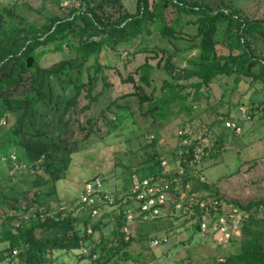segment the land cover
<instances>
[{
	"label": "trees",
	"instance_id": "16d2710c",
	"mask_svg": "<svg viewBox=\"0 0 264 264\" xmlns=\"http://www.w3.org/2000/svg\"><path fill=\"white\" fill-rule=\"evenodd\" d=\"M1 10L0 157L7 158L13 152L16 162L23 166L0 176V199H11L8 209L0 213V260L9 257L5 264H54L53 249L79 250L83 246L87 253L80 250L79 253L81 257L88 256L90 264L115 263L129 256L126 248L131 240H146L152 230L171 232L172 225L166 215L140 222L139 230L135 234L129 232L127 237L122 230L126 220L121 197L131 182V174L137 169L150 173L160 169V166L156 168L160 157L153 137L139 145L141 152L135 161L138 167L120 164L125 173L120 187L114 185L109 191L113 198L109 205H116L111 217L101 212L92 219L91 208L98 209L102 201L87 205L78 197L67 201L65 208L42 218L38 215L39 209L30 211L29 206L37 201L40 191L46 195L55 192L56 181L65 175L71 154L92 131L97 114L105 118L107 131L118 126V120L105 117L104 111L113 103L123 108L124 104L117 102L120 98L135 100L140 116L161 119L173 100L179 101L185 112H189L191 99L207 98L205 89L220 75L231 76L232 89L245 81L252 88L258 83L264 92V17L249 16L230 0H135L133 11H128L121 0H77L76 5H67L63 14L45 15L38 23L26 20L12 5L2 6ZM188 14L193 18L183 19V15ZM184 21L192 22L195 27L189 35L192 43L186 48H196L193 55L186 57L185 64L173 60L179 51L174 45L135 46L129 51L128 59L142 53V60L125 76H120L122 82L130 83V89L99 102L101 93L110 85L103 73L106 64L99 60L101 51L117 53L121 44L154 32L172 42L184 36L179 28ZM64 47L68 48L69 55L46 66L38 64L45 52L60 51ZM29 55L33 59L27 67L25 58ZM151 59H155L154 62ZM153 66L167 75L159 85L160 93L156 94L147 90ZM183 85L192 88L189 99L181 92ZM250 102L245 108L247 115L256 113L257 118L263 120L264 98L255 104ZM98 103L101 107L90 113ZM236 103L246 104L238 100ZM217 113L234 118L228 106ZM8 115L12 120L5 125ZM222 126L226 128L223 123ZM203 137L201 133L192 143ZM214 142L219 146L222 140L216 138ZM176 144L178 148V139ZM215 152L208 147L199 161L189 167L179 159L184 165V172L178 176L179 184L189 180L190 190H194L198 178L187 172L188 169L194 166L200 171L204 167L203 159ZM3 160L12 168L9 160ZM199 184L207 187L205 181ZM29 190L31 196L22 207L20 198L26 199L25 193ZM212 197L220 200L212 192L197 195L198 199ZM227 202L242 211L239 244L235 252L225 255L217 264H264V197L244 203ZM37 203L42 205L41 201ZM45 211L46 208L41 210ZM219 211L205 204L202 210L195 207L189 215L180 216L187 218L195 228L202 219L211 222Z\"/></svg>",
	"mask_w": 264,
	"mask_h": 264
},
{
	"label": "rangeland",
	"instance_id": "374dc122",
	"mask_svg": "<svg viewBox=\"0 0 264 264\" xmlns=\"http://www.w3.org/2000/svg\"><path fill=\"white\" fill-rule=\"evenodd\" d=\"M67 1L68 5L77 4V0ZM230 1L249 16L264 17V0ZM121 2L128 11L134 10L135 0H121ZM8 5H12L14 10L22 14L26 20L36 23L42 21L45 15L63 14L66 10V6H61L58 0H0V11H2V6ZM189 17L193 18V15H183V19ZM179 28L184 36L172 39V42L163 39L154 32L150 35H143L141 38L136 37L129 43L121 44L118 46L117 53L111 50L101 51L99 60L106 64L103 67V73L110 85L101 93L99 102H106L116 94L130 89V83L122 82L120 76H125L137 62L142 60V53H137L128 59L129 51L135 46L159 44L172 47L174 45L178 47L179 51L175 53L173 60L180 65L185 64L186 57L196 52V48H186L192 43L189 35L194 32L195 27L192 22L184 21ZM66 55H69L66 47L60 51H47L40 56L38 64L46 66ZM154 60L150 61L154 62ZM134 76L136 77V75ZM166 76L162 69L153 66L147 90L152 94L160 93L159 85L162 78ZM180 82L182 83V80ZM231 85V76H217L208 85L207 90L202 87L207 93V98L200 96L195 100L191 99L193 101L189 112H185L183 106L179 105V101L173 100L165 108L161 119L140 116L137 103L131 98L118 99V103L124 104L123 108L119 109L113 103L109 110L104 111L105 117H114L118 120V126L107 131L108 124L105 122V118H101L97 114L93 120L92 131L80 142L79 149L71 154L65 175L56 181L55 192L46 195L40 191L37 201H41L42 205L33 201L30 203L29 210L46 208L47 211L54 212L65 208L67 201L78 197L82 182L88 177L97 176L105 191L111 192L114 185H119L117 186L119 188L125 173L121 165L129 163L131 168H135L136 165L138 167L135 161L141 152L139 145L150 137L155 138V150L159 153L160 159H165L163 168L175 165L178 155L175 152L178 149L176 143L180 130L186 131L189 141L202 133L204 137L200 142L204 147L201 146V148L207 151V148L210 147V150L216 151L207 159H203L204 167L198 171L202 179H198L194 183L196 197L212 192L219 196L220 202L235 200L240 203H244L248 199L264 197V117L263 120H260L256 113L248 116L246 112L242 116L240 111V106L245 109L247 105H250L251 100L254 102L252 104H255V101L258 102L264 98V92L259 88L258 83L256 88L248 87L245 81H240L233 89ZM183 86L181 92L185 94L186 99H189L192 88ZM237 100L246 104L237 105ZM226 106L230 107L232 117L239 115L237 117L240 124L239 132H232L230 128L222 126V120L218 116L221 114L217 112ZM100 107L101 104L98 103L89 111L90 113L97 112ZM238 109L239 112H237ZM117 116L118 118H116ZM11 120L12 116L8 115L5 125L9 124ZM175 133L177 136L174 135ZM216 138L222 140L219 146L214 142ZM160 159L156 168L160 166ZM6 171L12 172L7 166V161L0 157V176ZM148 174H150L148 170L137 169L135 171L137 179ZM200 181H205L207 187L199 184ZM131 183L132 181L128 184L124 196L121 197L122 202L125 203L124 208L130 204H127V198L132 193ZM25 196L26 199L20 198L22 207L26 203L25 200L31 196V190L27 191ZM10 202L11 199L8 197L0 199V213L2 209H8ZM97 202L100 203V201ZM100 204L96 213L92 215V219H96L101 212H107L109 217L112 215L111 210L116 212V205H107L104 202ZM133 212L136 214L135 211ZM166 217L170 220L172 230L165 233L167 235L165 241L148 245V238L141 241L131 240L126 248L129 253L128 257L121 258L115 263L108 261L105 264H217L219 259L238 249L239 235L236 227H233L235 219H232L233 224L231 223L229 228H227L228 220L224 225V231H228V234L232 233L233 236L228 240L222 232L220 234L212 231L211 226L200 231L189 224L187 218L180 215L174 218L169 215ZM222 219L225 220V214H222ZM140 222L143 221H131L129 231L135 234L140 228ZM108 228L109 224L104 227V230L107 232ZM151 232L149 234L163 233L161 229ZM96 234L94 233V235ZM52 257L54 264H90L91 262L88 256L81 257L79 250L75 248L53 249ZM8 258L0 260V264H5Z\"/></svg>",
	"mask_w": 264,
	"mask_h": 264
},
{
	"label": "built area",
	"instance_id": "2783aa9c",
	"mask_svg": "<svg viewBox=\"0 0 264 264\" xmlns=\"http://www.w3.org/2000/svg\"><path fill=\"white\" fill-rule=\"evenodd\" d=\"M61 6H67V0H58ZM240 111L242 112V116L245 114V109H242L240 106ZM239 112V109L238 111ZM240 112V113H241ZM244 113V114H243ZM222 120V123L225 127L230 128L233 132L240 131V124L238 123L237 117L228 118L223 117L222 115H218ZM245 118V117H244ZM178 144L179 147L176 150L177 155V163L173 166H169L163 168L165 159H160V169L158 173H150L140 179H137L135 176V172L131 174V191L132 193L129 195L128 203L132 204V206H128L123 208L122 211L125 216L126 223L122 226V230L124 231V237H127L129 231V223L131 221L136 220V222L144 221L147 219L156 218L159 216H177V215H189L194 211V208L203 209L205 204H208L211 209H220L218 213L214 216V219L210 222V220L202 219L198 222L199 230L202 231L206 229L208 226H211L217 233H223V236L230 240L232 238V233L228 234V231H224V225L228 220V227L231 226L232 219H235V226L238 231V226L241 218V209L237 206L233 205L230 202H220L216 198H201L198 199L195 196L194 190H190L191 183L189 180H185L182 184H179V174L184 172V168L181 163H179V159L184 162L188 167L193 162H198L200 155L206 152L202 142L192 143V139L189 141L186 135V131L180 130L178 132ZM195 138V137H194ZM2 159L9 160L12 163L11 170L15 168H20L23 166L22 163H17L15 160V155L13 152L8 154V157L1 156ZM186 166V167H187ZM194 166L188 169L187 172L195 175L198 179H202L201 174L196 171ZM158 174V175H157ZM79 200L84 204H94L96 201H102L104 203L110 204L113 200L112 195L109 191H105L101 187V181L97 176L89 177L84 179L81 185V192L78 195ZM133 207V208H132ZM134 209V210H133ZM38 215L42 218L47 214L52 212L45 211L41 212L38 210ZM136 214H134V212ZM96 213V208H91V214ZM222 214H225V220L222 219ZM233 224V223H232ZM89 231V229H87ZM167 239V235L165 233L161 234H152L148 237V245H155L160 242H163ZM223 241V240H221ZM82 253H87V249L85 247H81L79 249ZM15 250L13 249L12 252Z\"/></svg>",
	"mask_w": 264,
	"mask_h": 264
},
{
	"label": "water",
	"instance_id": "95a60500",
	"mask_svg": "<svg viewBox=\"0 0 264 264\" xmlns=\"http://www.w3.org/2000/svg\"><path fill=\"white\" fill-rule=\"evenodd\" d=\"M32 59H33V57H32L31 55L27 56V57L25 58V66L28 67V66L32 63ZM195 229H196V230L199 229V227H198L197 224H196V226H195ZM137 264H138V263H137Z\"/></svg>",
	"mask_w": 264,
	"mask_h": 264
}]
</instances>
